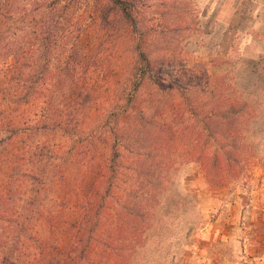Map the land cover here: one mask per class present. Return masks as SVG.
Segmentation results:
<instances>
[{
  "label": "trees",
  "instance_id": "1",
  "mask_svg": "<svg viewBox=\"0 0 264 264\" xmlns=\"http://www.w3.org/2000/svg\"><path fill=\"white\" fill-rule=\"evenodd\" d=\"M136 1L0 0V264H82L81 259L90 257L91 264L123 261L118 251L121 255L139 240L135 230L129 231V216L134 212L147 216L141 199L152 200L147 181L158 176L140 171L128 185L123 208L129 211L103 230L97 219L102 205L99 190L110 172L109 156L116 154L115 146L122 140L132 144L144 137L160 150L193 135L194 148L186 157H197L209 184L235 177L239 157L246 167L250 156L241 133L254 108L243 98H229L218 90L202 95L197 88L209 84L202 70L186 69L184 75L179 63L175 67L152 60L150 45L135 52L131 64L118 65V46L126 36L133 42L134 30L123 23L132 21ZM180 86L186 91L185 98L180 94L177 99L180 102L162 98ZM145 88L155 98L144 99L140 92ZM60 139L71 142L65 151L55 144ZM209 139L219 144V150H228L229 163L211 162L207 154H200V145ZM50 175L58 176V193L64 187L75 201L83 200L71 226L70 244L57 252L54 233L61 229L57 212L39 211L41 217L34 220L46 223L50 233H38L36 246H28L37 251L24 255L18 238L24 226L18 221H24V215L25 220L33 219L29 209L45 193L42 185ZM16 222L17 227L12 225ZM11 232L16 241L6 247ZM121 238L128 244L120 243ZM12 251H18L13 258Z\"/></svg>",
  "mask_w": 264,
  "mask_h": 264
},
{
  "label": "rangeland",
  "instance_id": "2",
  "mask_svg": "<svg viewBox=\"0 0 264 264\" xmlns=\"http://www.w3.org/2000/svg\"><path fill=\"white\" fill-rule=\"evenodd\" d=\"M131 17L123 27L134 30L133 42L126 36L118 46L120 68L134 61L133 54L137 58L135 52L150 45L152 60L175 67L179 63L184 75L186 69L202 70L209 81L205 88H197L202 95L216 90L229 98L239 95L254 111L241 133L249 161L244 168L239 157L238 174L219 185L207 182L195 155L186 157V152L194 148L193 135L179 145L160 150L144 137L132 144L122 140L115 146L118 150L109 156L110 172L99 190L102 205L97 219L103 230L129 211L123 208L128 185L140 171L158 176L147 181L152 200L140 198L147 216L141 212L129 216V231L135 230L139 240L125 247L121 255L118 251L124 257L120 264H264V0H137ZM145 89L149 96L144 94ZM145 89L139 93L144 99L155 98L149 94L150 88ZM185 93L182 86L175 87L171 98H162L175 104L180 102V94L186 97ZM206 141L208 144L199 147L200 154H207L211 162H230L227 149L219 150L213 139ZM70 143L64 139L55 142L62 151ZM109 150L108 146L105 155ZM218 154L221 157L217 158ZM73 159V168L79 167L77 156ZM57 177L50 175L43 182L45 193H40L29 209L28 216L33 219L25 220L24 215V221H18L24 226L18 237L24 244V255L37 251L28 246H36L38 233H50L46 223L34 220L41 217L39 211L45 215L50 214L48 210L57 212L55 219L61 226L54 233L57 252L70 244L71 226L78 219L79 202L83 200L75 201L64 187L58 193ZM63 196L68 198L61 204ZM12 225L17 227V222ZM13 236V232L7 235L6 247L16 241ZM128 242L126 239L123 244ZM118 248L121 250V246ZM17 254L12 251L11 257ZM91 259L83 258L81 263L91 264Z\"/></svg>",
  "mask_w": 264,
  "mask_h": 264
}]
</instances>
